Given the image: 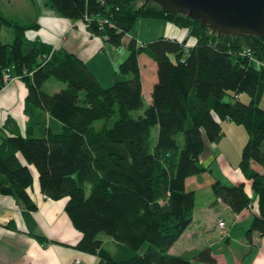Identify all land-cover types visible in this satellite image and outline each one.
Returning <instances> with one entry per match:
<instances>
[{"label":"trees","instance_id":"16d2710c","mask_svg":"<svg viewBox=\"0 0 264 264\" xmlns=\"http://www.w3.org/2000/svg\"><path fill=\"white\" fill-rule=\"evenodd\" d=\"M47 2L60 18L82 23L115 50L141 20L165 22L185 37L141 46L131 39L113 84L103 89L73 55L53 54L39 41L27 40L26 33L38 28L35 22L20 26L0 12V23L13 35L11 44L0 43V92L6 71L24 82L28 119L23 137L0 136V196L34 211L27 193L33 185L27 165L33 166L47 199H67L64 212L82 235L77 252L97 257V264H190L168 252L193 221L194 192L185 183L204 171L199 161L206 147L221 142V124L228 122L247 134L238 170L250 183V193L243 184L217 181L211 192L234 216L256 208L245 238L263 236L264 111L259 105L264 41L218 36L198 20L165 14L141 0ZM142 55L156 68L147 107L138 66ZM50 79L65 89L44 94ZM241 94L248 96V104L238 101ZM226 97L232 101L225 103ZM41 115L59 123V129L46 128ZM101 120L97 129L94 122ZM101 235L114 245L106 248ZM194 258L216 264L209 250Z\"/></svg>","mask_w":264,"mask_h":264},{"label":"crops","instance_id":"0c3cea01","mask_svg":"<svg viewBox=\"0 0 264 264\" xmlns=\"http://www.w3.org/2000/svg\"><path fill=\"white\" fill-rule=\"evenodd\" d=\"M28 2L30 7L34 9L31 18L25 24H17L28 27L35 22L38 28L27 32L26 39L39 41L53 54L68 53L73 55L83 63L86 70L92 74L101 88H110L122 57H116L117 53H112V47L104 40L92 37L82 23H72L69 20L60 18L55 9L49 6L47 0H28ZM145 25H148L147 31L152 32L156 28H158V31L148 35L150 37H146L142 33L138 36L136 34L124 36L121 46L125 47L126 56L128 55L126 46L131 39H135L136 43L141 46L163 38L180 41L185 37L181 30L165 22L151 21V24ZM138 58L142 94L144 83L149 84V87L147 86L145 89L147 94L145 101L149 106L151 104V88L156 81V68L155 64L144 55ZM147 69L149 70L146 73ZM46 82V84H51V92H44V94L52 95L50 93L65 89L64 84L50 83L49 80ZM26 94L27 88L19 78H14L0 92V136L13 137L16 134L23 137L25 135L28 120L24 116ZM41 118L46 128L59 129V123L49 116L41 115ZM7 122L10 123L8 127L5 126ZM235 127L228 122L221 124V130H223L221 142L216 146L206 147L199 161L205 174L202 173V175L186 181V190L194 192L195 201L196 195L205 187L210 189L213 182L217 181L221 184L223 182L221 179H215L212 174L213 171L209 168L213 165L214 160H218L220 163L224 162L222 171L228 177L232 186L243 184L245 190L250 193V183L243 179L238 170L241 148H243L246 140L239 138L236 141L235 136L230 137L237 131ZM228 150L233 151V153ZM217 152L218 155H216ZM253 169L261 172L257 166ZM31 172L33 175L32 182L34 183L27 193L30 202L35 206L34 211H28L22 204L10 197L0 196V264H97V257L84 255L74 249V246L81 240L82 235L74 229L64 212L67 199H61L60 201L44 199V195L40 192L38 175L33 170ZM207 172L212 175L213 180ZM246 186L248 187L246 188ZM203 207L207 210L201 211L195 208L192 223L168 251L171 257L186 259L180 255L185 250L181 249V253H177L175 247L194 237L212 235L213 232H210L211 227L213 225L215 227L216 222V220H213L214 216L220 218L219 211H221V215L225 212L231 213L230 209L213 195L208 198ZM256 212V208L254 210L247 209L236 215L239 221L242 219L240 226L236 229L237 239L232 238L234 230L227 232L226 225L222 221L217 222V224H223L224 230H220L217 225L216 228L220 231L218 233L221 236H225L226 246L230 249L227 258L218 254L215 255L211 246L207 243L196 248L190 247L187 251L195 250L199 253L209 250L216 264H264V235L252 234L250 239L245 238ZM196 214L202 217H198ZM199 219H201V222ZM208 220L211 224L208 223ZM41 238L43 240L40 242L39 239Z\"/></svg>","mask_w":264,"mask_h":264},{"label":"rangeland","instance_id":"374dc122","mask_svg":"<svg viewBox=\"0 0 264 264\" xmlns=\"http://www.w3.org/2000/svg\"><path fill=\"white\" fill-rule=\"evenodd\" d=\"M33 10L34 9L32 7H30L28 0H0V12H1L2 16H4V18H6L7 20H11L14 23L25 24L27 22V20H29V18H31ZM145 24H151V21L141 20L137 24V26L130 31L129 35L130 34H136L138 36V34L142 33V35H144L146 37H150L148 35H150L152 33H156L158 31V28L152 30V32L147 31L148 25H145ZM12 38H13V35H12L11 29H9L6 26H3L0 23V43L5 44V45H9V44H11ZM124 48L125 47L121 46L120 49H118L116 51L111 48L112 53H117L116 57H120V56L122 57L120 64L123 63L127 57ZM148 70L149 69L146 70V73L148 72ZM117 72H118V70H117ZM49 81H50V83H54V84H62V83H59L58 81H55L53 79H50ZM46 83L47 82H45L44 86L42 87L43 93L44 92H51L50 91L51 84H46ZM103 85H106V84H103ZM147 86L149 87V84L145 82L144 87H143L144 91L142 94L145 107H147V103L145 101L147 99V94L145 93L146 92L145 89L147 88ZM56 92H59V91H56ZM50 94L54 95L56 93H50ZM231 101H232V98H229V97H226L224 99L225 103H229ZM238 101L241 104H248L249 98L245 94H241V96L238 97ZM259 107L264 111V93H263V98H262V101H261ZM137 115L142 116L143 112L139 111V113ZM114 120H115V118L112 119L110 124H112V122ZM102 123H103L102 120L96 121V122H94V125L97 129H99L102 127V125H101ZM230 124L231 125L233 124V126H236L235 128H237V131L234 132L232 135H230V137L235 136L236 141L239 138H242V140L244 138L247 142V134H246L245 129H243L241 126L235 125L234 123H230ZM155 131H156V129H152V131H151L153 140L157 136V133ZM178 143H180V145L182 146L183 143H182V137L181 136H179ZM212 146H216V145H212ZM230 148H231V146H230ZM228 151H231V150H228ZM231 152L233 153V151H231ZM216 155H218V152L216 153ZM240 157H241V154L239 156V160H240ZM212 163H213V165L210 166L209 168L211 171H213L212 174L214 175L215 179H221V181H223L222 182L223 185L232 186V184H230V182H229L230 180L228 179V177L225 174H223L222 169H223L224 162L220 163L218 160H214ZM27 167L29 170L35 171L33 166L27 165ZM35 172L37 174V171H35ZM202 173H204V171L201 172V174H199V175H202ZM207 174L211 178V180H213L212 175L209 174L208 172H207ZM32 177H33V175H32ZM247 187L248 186H246V188ZM210 189L205 187L204 190H202L199 194L196 195L197 198H196V201L194 204V207L196 209H200L201 211L207 210V208L203 207V205L207 202L208 198L211 197V195H212V192L210 191ZM86 191H87V194H89L88 188L86 189ZM219 214H220V218L214 216L213 220L214 221L216 220V222H215V227H213L214 225L211 227L212 229L210 232H213L212 235L210 234L207 237L206 236L194 237L191 240H188L185 242L183 241L182 243H180L179 245H177L175 247V251H177V253H181V249L185 250L180 255L185 257L188 260V262H190V264H203L202 262L196 261L194 258L195 255L198 254V252H196L195 250L189 252V251H187V249L190 247L196 248L200 245H203L204 243H207L208 245L211 246L215 255L218 254V255H222L223 257L227 258L230 249H228L229 247L227 248V246H226L225 236H221L218 233L220 231L216 228L217 222L222 221V223H224L226 225V228L228 230L227 232H231V230H234L232 238L237 239L238 233H236V229L240 226L242 219L239 221V219H237L236 216L232 215L230 212H225V213H222V215H221V211H219ZM198 215L199 214H196V216H198ZM198 217H202V216H198ZM199 220L201 222V219H199ZM208 223H210V220H208ZM100 238L103 240L104 244H106V248L112 247L113 243H112L111 239H109L108 237L106 238L103 235H101Z\"/></svg>","mask_w":264,"mask_h":264},{"label":"water","instance_id":"95a60500","mask_svg":"<svg viewBox=\"0 0 264 264\" xmlns=\"http://www.w3.org/2000/svg\"><path fill=\"white\" fill-rule=\"evenodd\" d=\"M165 14L186 15L218 36H254L264 41V0H141Z\"/></svg>","mask_w":264,"mask_h":264},{"label":"built area","instance_id":"2783aa9c","mask_svg":"<svg viewBox=\"0 0 264 264\" xmlns=\"http://www.w3.org/2000/svg\"><path fill=\"white\" fill-rule=\"evenodd\" d=\"M244 55L247 56V57H249V58L251 57V55L248 52H244ZM250 61L252 63H255V64L258 65V63H256V61L253 58H250ZM12 80H14V78L13 77L11 78L9 72L6 71V73L4 74V78H3L4 84L7 85V84L11 83ZM43 198L46 199V200H48L45 196ZM219 226L221 228H223V224L222 223Z\"/></svg>","mask_w":264,"mask_h":264},{"label":"bare ground","instance_id":"6f19581e","mask_svg":"<svg viewBox=\"0 0 264 264\" xmlns=\"http://www.w3.org/2000/svg\"><path fill=\"white\" fill-rule=\"evenodd\" d=\"M221 223H218L217 224V227H219L220 228V230H224V228H221L219 225H220Z\"/></svg>","mask_w":264,"mask_h":264}]
</instances>
